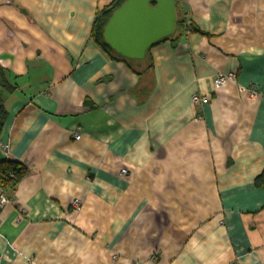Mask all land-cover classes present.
I'll use <instances>...</instances> for the list:
<instances>
[{"label":"crops","instance_id":"crops-1","mask_svg":"<svg viewBox=\"0 0 264 264\" xmlns=\"http://www.w3.org/2000/svg\"><path fill=\"white\" fill-rule=\"evenodd\" d=\"M111 1L0 0V264H264V0L176 1L138 72L91 37Z\"/></svg>","mask_w":264,"mask_h":264},{"label":"water","instance_id":"water-1","mask_svg":"<svg viewBox=\"0 0 264 264\" xmlns=\"http://www.w3.org/2000/svg\"><path fill=\"white\" fill-rule=\"evenodd\" d=\"M175 0H125L102 30L103 41L117 54L140 60L176 29Z\"/></svg>","mask_w":264,"mask_h":264},{"label":"trees","instance_id":"trees-1","mask_svg":"<svg viewBox=\"0 0 264 264\" xmlns=\"http://www.w3.org/2000/svg\"><path fill=\"white\" fill-rule=\"evenodd\" d=\"M124 1L125 0H112L111 3H109L105 8L96 12L91 29V37L101 48H103L113 58L125 62L129 66V68H131L135 72H138L132 66V61H134L133 59H127L115 53L102 39V30L105 23L110 17L112 11L117 7H119ZM176 1L178 0H175V3ZM182 25H183V21L180 17H178L176 26L178 27ZM189 30L192 29L190 28ZM194 31L197 30L194 29ZM175 36L176 34L174 31L170 36L160 41L174 40ZM14 88L15 86L10 84L9 81L6 80L2 70H0V134L2 132L7 117V111L4 104V93L11 92L14 90ZM26 173H27V168L23 164L17 161H11V160L0 161V189L5 192L7 197H9V195H11L15 191L18 182L25 176ZM263 176H264V172L263 174H261V176L257 177L256 179L257 186H262Z\"/></svg>","mask_w":264,"mask_h":264},{"label":"built area","instance_id":"built-area-1","mask_svg":"<svg viewBox=\"0 0 264 264\" xmlns=\"http://www.w3.org/2000/svg\"><path fill=\"white\" fill-rule=\"evenodd\" d=\"M235 78V73L234 72H227V73H218L214 76L212 84L214 88H218L220 86H222L224 83H226L228 80L230 79H234ZM242 90H245V88H241ZM250 93L254 94L255 90L251 87L249 89ZM208 100V96L205 94L202 95H193L192 97V101L193 102H200V103H206ZM74 139H79L80 137V133H74L73 134ZM122 172H124V170H122ZM9 203V198L6 196L5 192L3 190L0 189V206L5 205ZM78 200H74L73 201V207H78Z\"/></svg>","mask_w":264,"mask_h":264}]
</instances>
